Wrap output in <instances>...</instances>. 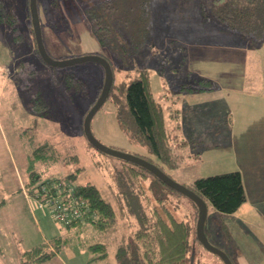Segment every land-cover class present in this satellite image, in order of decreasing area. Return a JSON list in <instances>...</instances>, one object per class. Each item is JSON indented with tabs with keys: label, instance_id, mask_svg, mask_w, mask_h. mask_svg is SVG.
<instances>
[{
	"label": "rangeland",
	"instance_id": "rangeland-1",
	"mask_svg": "<svg viewBox=\"0 0 264 264\" xmlns=\"http://www.w3.org/2000/svg\"><path fill=\"white\" fill-rule=\"evenodd\" d=\"M97 1L39 0L43 40L51 57L94 54L119 62L87 17L86 7ZM216 1L150 0L149 41L141 53L118 63L122 69L115 83L134 78L139 68L149 70L179 153L176 169L163 168L177 182L189 187L198 177L241 172L245 203L223 215L209 203L205 231L235 264H264V45L225 28L213 13ZM6 2L19 18L15 24L0 21V264H18L20 252L56 236L67 237V243L40 264H118L115 240L131 233L128 225L121 222L111 234L100 233L90 222L68 229L48 209L36 207L27 184L36 173L44 178L78 172L76 182H94L112 199L108 173L120 160L97 149L84 133L85 115L101 93L105 70L94 61L64 67L44 62L27 0ZM67 72L86 83L85 91L66 88ZM91 128L106 146L158 163L120 127L111 98L95 113ZM46 142L54 151L45 158L36 155ZM255 161L258 166H252ZM167 205L179 219L195 225L186 196L170 194ZM96 241L108 243V256L89 263L87 245ZM190 244V264H225L198 240L196 225Z\"/></svg>",
	"mask_w": 264,
	"mask_h": 264
},
{
	"label": "trees",
	"instance_id": "trees-1",
	"mask_svg": "<svg viewBox=\"0 0 264 264\" xmlns=\"http://www.w3.org/2000/svg\"><path fill=\"white\" fill-rule=\"evenodd\" d=\"M27 8L31 16L29 0ZM212 8L225 28L239 32L254 43L264 39V0H217ZM86 13L99 41L119 62H127L131 57L129 55L141 53L149 41L150 0H98L86 7ZM18 18L16 10L6 0H0V21L15 24ZM106 58L114 74L107 99L111 98L116 104L118 124L132 141L146 146L158 163L148 160L162 170L164 166L176 169L180 164L179 153L171 142L164 110L152 91L149 70L139 68L134 78L115 83V74L122 68H119L116 60ZM86 87L81 78L67 72L68 90L85 91ZM190 88L196 89L194 86ZM184 143L187 144V141ZM54 149L52 144L46 142L39 147L36 155L43 157ZM119 160V165L108 173L112 199L106 197L94 182H76L78 172L60 178L75 181L78 194L89 201L93 215L88 221L97 231L111 234L118 230L121 222L128 225L131 233L115 240L118 264H190V240L198 217L197 205L186 196L194 208L196 221L193 226L179 219L167 205L170 194L177 197L185 195L143 166L121 158ZM44 178L38 173L33 174L27 183L30 185L29 191L32 192L34 186ZM147 179L150 181L145 187ZM189 188L202 196L207 204L211 203L220 215L236 212L247 199L242 174L238 170L198 177ZM74 226L65 227L71 229ZM49 242H53V245L50 246ZM49 242L42 241L20 252L18 264H40L51 260L67 243V237L56 236ZM87 248L91 253L89 263L108 256L106 242H92Z\"/></svg>",
	"mask_w": 264,
	"mask_h": 264
},
{
	"label": "water",
	"instance_id": "water-1",
	"mask_svg": "<svg viewBox=\"0 0 264 264\" xmlns=\"http://www.w3.org/2000/svg\"><path fill=\"white\" fill-rule=\"evenodd\" d=\"M29 8L31 13L33 30L35 33L37 49L44 62L55 67H64L67 65L80 63V62L94 61L101 64L105 70V80L101 89V93L98 96L96 102L91 106L89 111L86 113L84 119V133L88 141L97 149L108 155H112L143 166L144 168L152 172L154 175H156L159 179H161L165 184H167L174 190H177L178 192L190 198L198 207V217L196 221V235L198 240L203 244L205 248L219 255L225 264H234L231 258L229 257V255L220 247L212 244L207 236V233L205 231V224L208 214V204L202 196L197 194L194 190H192L188 186L177 182L175 179L169 176L164 170H162L159 166L149 161L148 159L138 156L136 154L127 153L122 150L106 146L93 134L91 128L92 118L95 115V113L99 110V108L103 105V103L107 100L114 81L113 70L108 59L106 57L100 55H94V54L92 55L86 54L79 57L60 59V60L54 59L47 52L43 40L42 26H41L40 14L38 10V0H29Z\"/></svg>",
	"mask_w": 264,
	"mask_h": 264
},
{
	"label": "built area",
	"instance_id": "built-area-1",
	"mask_svg": "<svg viewBox=\"0 0 264 264\" xmlns=\"http://www.w3.org/2000/svg\"><path fill=\"white\" fill-rule=\"evenodd\" d=\"M36 207L49 210L51 217L62 225H77L89 222V201L76 190L70 178L45 177L29 191Z\"/></svg>",
	"mask_w": 264,
	"mask_h": 264
},
{
	"label": "crops",
	"instance_id": "crops-1",
	"mask_svg": "<svg viewBox=\"0 0 264 264\" xmlns=\"http://www.w3.org/2000/svg\"><path fill=\"white\" fill-rule=\"evenodd\" d=\"M261 43H263V45H264V39L262 40ZM252 123H253V124H256V123H258V121H257V120H253ZM260 123H262V121H260ZM263 123H264V122H263ZM260 125H261V124H260ZM260 158H261V156H260V157H257L256 160H259ZM258 165H259V162H256V161H255V163H253L252 166H258ZM256 168H257V167H255V169H256ZM241 207H242V206H241ZM241 207H240V208H241ZM240 208H239V209H240ZM261 217H262V219L264 220V213H262ZM261 244H262V246H264V242H262Z\"/></svg>",
	"mask_w": 264,
	"mask_h": 264
}]
</instances>
